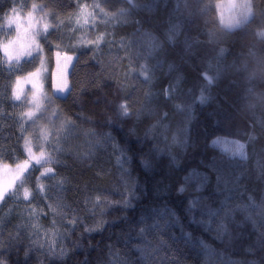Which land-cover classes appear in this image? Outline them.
<instances>
[{
  "label": "trees",
  "instance_id": "obj_1",
  "mask_svg": "<svg viewBox=\"0 0 264 264\" xmlns=\"http://www.w3.org/2000/svg\"><path fill=\"white\" fill-rule=\"evenodd\" d=\"M225 1L0 0V166L28 159L25 138L34 151L42 144L27 106L13 96L40 61H6L2 47L14 33L7 21L36 7L61 22L93 4L103 9L89 27H63L57 50L46 46L51 71L57 52L76 58L68 94L47 105L71 125L46 143L52 163L22 179L30 176L28 198L20 182L8 192L17 197L0 204L5 264H264V0H251V19L234 30L220 19ZM98 35L104 40L88 43ZM121 104L129 115L121 116ZM218 139L246 145V159L221 151ZM47 166L53 172L42 175ZM129 198V206H115ZM222 202L248 208L229 214ZM41 212L39 242L55 239L57 251L66 249L62 258L29 248ZM73 214L83 223L69 224ZM154 221L170 223L160 233ZM13 235L19 242L10 248Z\"/></svg>",
  "mask_w": 264,
  "mask_h": 264
},
{
  "label": "rangeland",
  "instance_id": "obj_2",
  "mask_svg": "<svg viewBox=\"0 0 264 264\" xmlns=\"http://www.w3.org/2000/svg\"><path fill=\"white\" fill-rule=\"evenodd\" d=\"M242 4L250 5L251 14L246 22L240 23L237 26V21L243 20V17L240 15L242 11L240 5ZM36 8L29 12L31 15L22 12H16L11 15L7 21V26L14 33L10 40L3 45L2 51L9 64H20L32 59L34 56L40 57L38 68L17 80L14 86L13 96L16 102L24 103L27 106L28 113H32L31 117L28 116L27 118H29L30 123H34L36 133L39 134L37 137L39 136L38 138L42 141V144L40 145V150L36 149L37 151H34V143L31 140L28 141L31 153H27L26 168L23 167L24 162L19 167L18 165L15 167L0 166V191L9 192L13 190L25 177L29 169H33L35 166H42L48 157V145L46 143L52 133L63 130L71 125V121L63 118L59 114L57 115L56 106L50 105L47 107V105H49V101L53 100V98H63L68 94L69 75L76 58L59 52L60 55L55 56L54 69L51 71L52 64H50L48 50L46 49L47 44L57 50L59 47L56 42L57 37H63V27L69 24L75 30L89 27L96 20L99 11L101 12L98 8L83 9L70 21L61 22L56 14L51 12L41 13V10L39 11L40 7ZM252 12L251 0H227L219 6V15L222 24L227 29L232 30L244 26L251 19ZM45 25H47L46 31L44 30ZM43 40L45 44H43ZM69 57L71 59H68ZM239 144L243 143L235 139H218L213 142L214 146L227 155L241 158L238 149ZM41 151H43V156L40 155ZM38 158L41 160L39 164L36 162ZM47 167L52 169L51 166ZM2 201L0 200V204Z\"/></svg>",
  "mask_w": 264,
  "mask_h": 264
},
{
  "label": "snow or ice",
  "instance_id": "obj_3",
  "mask_svg": "<svg viewBox=\"0 0 264 264\" xmlns=\"http://www.w3.org/2000/svg\"><path fill=\"white\" fill-rule=\"evenodd\" d=\"M125 2L128 3L130 7H136V5H137V0H125ZM34 7H35V6H34ZM93 7H94V8H99L100 5H99V4H93ZM240 8L242 9L240 15L243 17V20H242V21H237V26H238L240 23L246 22L247 19H248V17H249V15L251 14V8H250V5L242 4V5H240ZM12 11L15 12L16 9H13ZM101 12H103V9H102V8H101ZM29 15H31V14L29 13ZM46 29H47V25H45V27H44V30H45V31H46ZM37 34H40V33H37ZM258 35H260L262 38H264V32H260V33H258ZM103 40H104L103 35H98V36L95 38V41H91V40H90V41H88V43L91 44V43L95 42V43L98 44L99 42H101V41H103ZM46 42H47V38H46ZM170 42H171V38H170ZM109 43H110V42H109ZM37 47H39V46H37ZM94 51H95V49H94ZM222 52H223V49L221 50V53H222ZM56 55L59 56L60 53L57 52ZM39 58H40V57L37 56L35 59H36V60H39ZM68 59H71V57H69ZM32 62H34V61H32ZM204 78L207 80V83H208L209 86L213 83V79H212L211 77H208L206 74H205ZM17 98H19V97H17ZM207 99H208V98L205 97V96H203V94H202L201 97H200V102H201V103H205V102H207ZM119 108H120V114H121V116H127V115H129L128 108H127V106H126L125 104H121V105L119 106ZM26 115H28L29 117H31L32 113L29 112V113H26ZM20 130H21L22 133L24 132V129H23V122H22L21 125H20ZM45 138H46V137H45ZM252 138L254 139V137H252ZM24 147H25V149H26L27 152L31 153V148L29 147V142H28L27 138H25V144H24ZM245 148H246V145H244V144H239V145H238L239 154H240V156H241L242 159L246 158V155H245ZM122 151H123V150H122ZM40 155L43 156V151H41ZM36 162L39 164V163H41V160L38 158ZM49 163H52L51 158H49L48 160L44 161V164H45V165H46V164H49ZM141 164H142L143 167H145V169H147L148 164H147L146 161L142 160V161H141ZM18 167H19V165H18ZM23 167H24V168L27 167V161L24 162ZM52 172H53V169L48 168V167H45L44 172L42 173V175L47 174V173H52ZM29 178H30V176L27 177V178H25L24 180H21V188L24 189V199H27L28 196H29V192H28L27 188L25 187L26 182H27V179H29ZM218 181H219V177H218ZM42 188H43V185H42V183L38 180V181H37V189H38V191L42 190ZM184 190H185V189H184L183 186H181V187L178 189V191H179L180 193H183ZM200 190H201V188L198 186L197 191H200ZM6 195L10 196V198H14V197H17L18 193H17V192H11V193H8V192H6V191H0V200H3L4 197H5ZM98 199H99V198L97 197L96 200L98 201ZM249 199H251V198H249ZM195 203H196V202H194V201H189V206H190V208L193 207V206L195 205ZM130 204H131V199L129 198L128 200L118 202L115 206H121V207H124V206H129ZM49 207H50V208H53V211H54V214H55L56 209L53 207V205H49ZM222 207L228 208V213H229V214L232 213V212H235V211L246 212V211H247V208H248L247 205H237L235 208H232V207L228 206V205L226 204V202H222ZM89 211H90L93 215L96 214L94 209H89ZM219 211H220V210L212 209V208H208L206 214H207L208 216L212 217V216L219 215ZM41 214H43V213H42V212L39 213V214H35V213H34L36 219H35L34 222L30 225V227L34 230L35 238L32 239V241H31V243H30V245H29V248L31 249V247H32L33 245H35L36 247H44V248L47 249L49 255H54V256H56L57 258H62V257L66 254V249L63 248V247H61V248L59 249V251H57V250H56V242H55V239H53V240H51V241H47L46 243H43V244H41V243L39 242V236H40V234H41V227H40V225H39V215H41ZM247 218H248V219H251V216H248ZM176 219H177V217L173 214V215H172V220H176ZM193 220H195L194 217H193ZM78 222H79V223H83L82 220H81V221H78V219H77V217H76L75 214H73V216L71 217V219L68 220V223L71 224V225H73V226H75ZM168 223H170V221H165V222H163V223L155 222V221H154L153 224H152V227H153V228H156V229L158 230V232L162 233V232H164V231L167 230ZM52 228H53V229H56V221H55V218H53V221H52ZM94 230H96V227H95V226H94V227H91V228H90L89 226H87V225L84 226V231H85V232H90V231H94ZM49 231H50L49 229H43V232H44V233H48ZM57 231H58V229H57ZM145 231H146V229H144V228H141V229H140V232H141V235H142V236L144 235ZM185 235L188 236V237H190V234H188V233H186ZM15 242H19V236H18V235H13V236L10 237L9 247L11 248V247L13 246V243H15ZM3 243H4V241H3V238H2V233H0V248L3 247ZM159 243H160L161 245H163V244H165L166 242H165L163 239H160ZM155 250H158V246H157L156 249H154V251H155ZM137 251L142 252V255H143V250H142V249H139V248H138ZM26 255H27V253H26ZM0 264H5V260H4V258H3V253H2V252H0Z\"/></svg>",
  "mask_w": 264,
  "mask_h": 264
}]
</instances>
